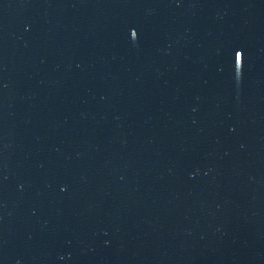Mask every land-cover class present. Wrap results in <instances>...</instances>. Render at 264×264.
<instances>
[{"label":"water","instance_id":"95a60500","mask_svg":"<svg viewBox=\"0 0 264 264\" xmlns=\"http://www.w3.org/2000/svg\"><path fill=\"white\" fill-rule=\"evenodd\" d=\"M0 264H264V0H0Z\"/></svg>","mask_w":264,"mask_h":264}]
</instances>
